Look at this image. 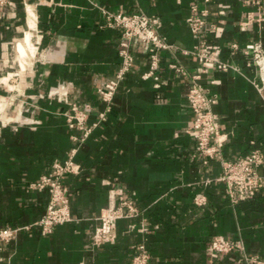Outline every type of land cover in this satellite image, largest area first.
<instances>
[{"label": "crops", "instance_id": "obj_1", "mask_svg": "<svg viewBox=\"0 0 264 264\" xmlns=\"http://www.w3.org/2000/svg\"><path fill=\"white\" fill-rule=\"evenodd\" d=\"M203 1L0 0V107L6 122L0 127V229L33 224L44 214L49 193L30 184L76 145L72 137L80 131L63 115L67 101L93 107L86 120L92 132L75 157L81 170L64 182L73 220L48 235L37 227L21 230L2 245L0 264H129L142 243L149 264H248L237 253L213 254L216 237L241 240L248 255L264 258V165L257 196L232 203L217 180L221 162L204 165L193 158L186 98L191 75L201 73L202 84L217 96L213 109L225 135L224 156H245L254 147L264 153V89L253 83L258 71L244 53L256 41L264 47V20L243 29L239 22L248 12L261 13L258 6L244 0L208 4L218 26L206 34L208 48L239 69L225 72L185 52L198 43L186 19L191 5ZM104 10L159 17L173 47L159 51L157 74L166 84L156 88L153 78L143 77L150 70V45L135 40V63L105 120L94 126L106 110L98 88L121 63V31L102 27ZM172 63L190 75L179 74ZM112 188H121L141 214L119 220L116 241L98 247L93 234Z\"/></svg>", "mask_w": 264, "mask_h": 264}, {"label": "built area", "instance_id": "obj_2", "mask_svg": "<svg viewBox=\"0 0 264 264\" xmlns=\"http://www.w3.org/2000/svg\"><path fill=\"white\" fill-rule=\"evenodd\" d=\"M211 2L212 0H204L203 4L193 3L191 5V11L186 22L193 35L197 38L198 43L193 49L185 50V52L194 55L202 64H215L218 69L225 72L229 70L238 71L237 66L222 60L216 52L208 48L206 34L218 28L208 8V4ZM244 2L258 6V10L261 13L255 15L252 11L248 12L247 17L239 22L243 29L255 22L264 20V0H244ZM103 15L105 20L102 23V27L116 28L121 31V39L118 46L121 63L115 77L98 88L101 100L106 104V110L99 113V120L94 123V126L105 120L106 112L111 108L118 86L135 63V56L132 50L135 40L150 45V70L143 77L145 79L153 78L156 88L166 84V81L157 74L159 51L173 47L167 36L161 32L162 21L157 16L143 12L132 14L113 13L107 10H104ZM230 48L236 50L238 49V44L231 43ZM244 53L249 57L247 64L255 67L258 71L259 80L253 83L262 91L264 89V47L262 42H254L252 47L245 50ZM170 67L181 75H190L189 71L181 65L172 63ZM202 71L205 72L206 69ZM201 76V73L191 75V85L186 95L187 106L193 116L191 125L188 128V132L195 141L193 158L200 160L204 165H207L213 159H218L221 162L222 172L217 177V180L225 184L232 203L237 204L253 199L263 186L261 168L264 165V153L259 147H254L245 156H239L234 159H228L224 156L225 135L221 131L219 117L213 109L217 103V96L212 94L202 84ZM67 103L70 108L63 113L66 116L67 124L71 129L80 131L79 135L72 137L76 145L66 159L55 160L47 172L30 184L32 189L49 193L46 210L33 224L0 229V251L2 250V245L15 240L21 230H31L37 227L42 235H48L58 225L73 220L70 212V197L64 182L68 175L78 174L81 170V166L75 157L78 145L85 142L92 132V127L87 126L86 120L88 113L93 107L89 103L84 105L70 101H67ZM5 124L6 122L4 121L3 126ZM196 203H202L201 199L197 198ZM140 214L141 210L138 205L127 198L121 188H112L110 190L109 204L102 210L98 218V226L93 234L95 246L99 247L107 243H114L117 239L116 229L118 221L137 218ZM210 251L213 254L237 253L248 264H264L263 257L251 256L245 252L244 244L241 240L216 237L211 242ZM149 259L147 247L142 243L135 246V254L129 264H149Z\"/></svg>", "mask_w": 264, "mask_h": 264}, {"label": "rangeland", "instance_id": "obj_3", "mask_svg": "<svg viewBox=\"0 0 264 264\" xmlns=\"http://www.w3.org/2000/svg\"><path fill=\"white\" fill-rule=\"evenodd\" d=\"M12 78H14V79L18 78V76H16V77L14 76ZM12 84H14V83H12ZM17 91H18V87L15 86L12 92H16L17 93ZM3 114H4V112L2 111V109L0 107V127L3 126V123H4V120L1 118V116H3Z\"/></svg>", "mask_w": 264, "mask_h": 264}, {"label": "bare ground", "instance_id": "obj_4", "mask_svg": "<svg viewBox=\"0 0 264 264\" xmlns=\"http://www.w3.org/2000/svg\"><path fill=\"white\" fill-rule=\"evenodd\" d=\"M28 43H29V46L31 47L32 46V44L28 41ZM25 45L24 44H19V49H20V51L24 54L25 53ZM33 47V46H32Z\"/></svg>", "mask_w": 264, "mask_h": 264}]
</instances>
